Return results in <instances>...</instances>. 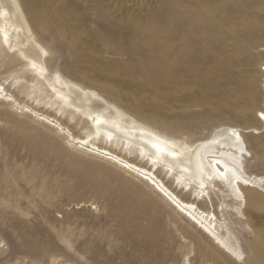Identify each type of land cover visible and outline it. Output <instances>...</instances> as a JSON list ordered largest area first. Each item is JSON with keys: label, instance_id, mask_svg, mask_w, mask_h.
Wrapping results in <instances>:
<instances>
[{"label": "rangeland", "instance_id": "1", "mask_svg": "<svg viewBox=\"0 0 264 264\" xmlns=\"http://www.w3.org/2000/svg\"><path fill=\"white\" fill-rule=\"evenodd\" d=\"M21 3L47 49L50 76L96 90L180 141L193 143L221 124L249 129L248 170L264 175V126L256 117L264 110V0ZM0 84L76 137L91 131L84 119L58 109L12 53H0ZM158 175L191 199L166 171ZM151 186L0 97V264H264V197L248 201L242 221L225 194L213 198L244 252L234 260Z\"/></svg>", "mask_w": 264, "mask_h": 264}, {"label": "bare ground", "instance_id": "2", "mask_svg": "<svg viewBox=\"0 0 264 264\" xmlns=\"http://www.w3.org/2000/svg\"><path fill=\"white\" fill-rule=\"evenodd\" d=\"M29 15L21 0H0V53H12L23 59L26 70L34 75L39 85L51 91L53 103L58 109L84 119L90 124L91 131L85 137H76L58 119L39 112L28 104H20L1 84L0 97L13 102L21 111L30 112L57 127L77 147L147 178L153 185L151 189L175 212L187 216L204 228L195 226L216 249L231 259H244V252L232 241L233 233L228 222L218 217L213 198L220 193L225 194L232 201V213L240 221L247 219L245 209L249 200H263L264 175L248 170L247 163L253 156L246 140V134L250 130L221 124L211 134L193 143L180 141L139 121L129 112L109 102L96 90L68 82L60 74L50 76L47 49L35 35ZM262 113L264 110L257 111L256 117L264 126ZM253 133H259V130L255 128ZM113 146L121 147L126 153L136 154L150 166L137 163L127 155L116 152ZM225 162L236 172L235 176H232L231 171L228 172L231 179L221 178L216 171L218 168L223 172ZM160 170L173 177L180 189L190 192L191 199L182 198L168 186L159 177ZM244 180L248 183L245 184ZM201 201L209 207H200ZM224 230L227 235L230 234L229 237H226Z\"/></svg>", "mask_w": 264, "mask_h": 264}, {"label": "snow or ice", "instance_id": "3", "mask_svg": "<svg viewBox=\"0 0 264 264\" xmlns=\"http://www.w3.org/2000/svg\"><path fill=\"white\" fill-rule=\"evenodd\" d=\"M261 115L264 116V113H262ZM97 123H99V121H97ZM233 134L236 135L235 133H233ZM173 154H174V153H173ZM216 171H217L218 175H219L221 178H223V179H231V177H229V176L227 175L228 172H230V171L232 172V176H235V175H236V172H235L233 169H231V168H229V167L227 166V162H225V170H224L223 172H220L218 168L216 169ZM244 183L247 184L248 181H247V180H244ZM241 259H242V257H241Z\"/></svg>", "mask_w": 264, "mask_h": 264}]
</instances>
